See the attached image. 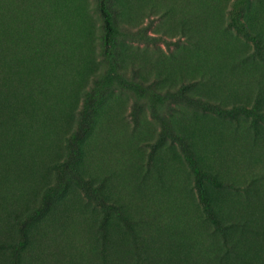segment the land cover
I'll return each instance as SVG.
<instances>
[{"label": "rangeland", "instance_id": "374dc122", "mask_svg": "<svg viewBox=\"0 0 264 264\" xmlns=\"http://www.w3.org/2000/svg\"><path fill=\"white\" fill-rule=\"evenodd\" d=\"M102 34L95 0H0V264H12L18 220L54 185L96 81L104 95L78 168L121 207L135 240L114 214L103 238L100 208L71 182L29 227L20 264H264V0H115L105 58ZM184 84L224 107L257 105L262 119L169 110L160 94ZM153 106L226 182L205 183L223 232L177 144L154 146Z\"/></svg>", "mask_w": 264, "mask_h": 264}, {"label": "trees", "instance_id": "16d2710c", "mask_svg": "<svg viewBox=\"0 0 264 264\" xmlns=\"http://www.w3.org/2000/svg\"><path fill=\"white\" fill-rule=\"evenodd\" d=\"M95 1L102 20L103 34L101 44L103 47V56L105 58L109 53V47L114 35L115 0ZM232 26L246 39L253 43L255 53L259 54L261 51L260 40L246 28L242 20L236 18ZM189 89L190 85L184 84L176 91L168 90L164 94H160V97L167 104L169 110H171L172 103H181L191 108L204 112H211L228 119H236L239 116L250 117L254 121L262 119L257 105H254L252 108L243 105L224 107L219 103L190 94ZM103 95L104 93L101 92L98 81H96L94 86L86 93L75 131L67 139V156L63 162L55 166L56 181L54 185L46 190L40 204L33 211L27 214L24 218L18 220L19 239L11 246L13 256L12 264H20L21 249L25 242L29 227L32 224L39 222L47 214L53 206L54 201L65 193L71 182L75 183L80 188L88 201L100 208L102 212L100 232L103 238L106 236L108 218L111 214H114L123 223L126 230L135 240V232L131 221L125 215L121 207L115 203L108 202L102 196L100 188L94 186L89 179L85 178L78 168L82 156V142L92 129L98 102ZM139 106V102H135L132 110V119L135 123L138 122ZM152 116L160 125L159 137L154 146H160L166 140H170L172 143L177 144L187 165L194 174V187L207 219L213 223L218 231L223 232L222 224L208 197L205 183L208 182L214 187L221 188L227 185L226 182L220 180L215 174L200 166L189 141L174 129L169 114L161 113L155 106H153ZM220 264H224L223 256L220 258Z\"/></svg>", "mask_w": 264, "mask_h": 264}]
</instances>
